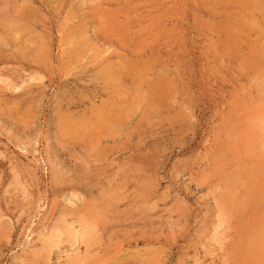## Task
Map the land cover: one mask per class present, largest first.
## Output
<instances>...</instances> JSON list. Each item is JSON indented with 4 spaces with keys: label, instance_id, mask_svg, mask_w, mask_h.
Wrapping results in <instances>:
<instances>
[{
    "label": "rangeland",
    "instance_id": "rangeland-1",
    "mask_svg": "<svg viewBox=\"0 0 264 264\" xmlns=\"http://www.w3.org/2000/svg\"><path fill=\"white\" fill-rule=\"evenodd\" d=\"M0 27V264H264V0H0ZM110 198L67 243L61 210Z\"/></svg>",
    "mask_w": 264,
    "mask_h": 264
},
{
    "label": "bare ground",
    "instance_id": "bare-ground-1",
    "mask_svg": "<svg viewBox=\"0 0 264 264\" xmlns=\"http://www.w3.org/2000/svg\"><path fill=\"white\" fill-rule=\"evenodd\" d=\"M255 4V3H254ZM25 5V4H24ZM27 5V4H26ZM29 5V4H28ZM27 5V6H28ZM146 8V7H145ZM29 9H30V6H29ZM245 9V8H244ZM263 10V9H262ZM4 11V10H3ZM206 12H208V11H206ZM31 13V12H30ZM32 14V13H31ZM30 14V15H31ZM257 14V13H256ZM35 14H33V16H34ZM213 16V15H212ZM254 17V16H253ZM26 18H27V15H26ZM24 20H25V18H23ZM29 20H30V18H29ZM28 20V21H29ZM26 21V20H25ZM28 23V22H27ZM33 23V22H32ZM37 23V22H36ZM9 24V23H8ZM35 26V25H34ZM9 27V26H8ZM15 27V26H14ZM1 28V27H0ZM151 29V28H150ZM4 31V30H3ZM2 32V31H1ZM24 33V32H23ZM4 34V33H3ZM30 34V33H29ZM1 35H2V33H1ZM93 35V34H92ZM139 35H141V34H139ZM13 38V37H12ZM11 38V39H12ZM37 38V37H36ZM41 38V37H40ZM47 40V39H46ZM25 41V40H24ZM44 41V40H43ZM116 41V40H115ZM48 42V41H47ZM20 43V42H19ZM45 43V42H44ZM24 45V44H23ZM116 46V45H115ZM76 47V46H75ZM120 47V46H119ZM124 48V47H123ZM127 48V47H126ZM26 50H27V48H25ZM116 49V48H115ZM83 50V49H82ZM118 50V49H117ZM15 53V52H14ZM116 55V54H115ZM140 55V54H139ZM2 56V55H1ZM12 59V58H11ZM139 62V61H138ZM20 64V63H19ZM91 65V64H90ZM36 66V65H35ZM4 68V67H3ZM96 69V68H95ZM107 69V68H106ZM27 73V72H26ZM158 74V73H157ZM2 75V74H1ZM37 76V75H36ZM34 77V76H29L30 77V79L31 80H38L39 78L38 77ZM107 77V76H106ZM42 78V77H41ZM108 78V77H107ZM111 79H113V78H111ZM109 81V80H108ZM19 82V81H18ZM12 83V82H11ZM10 84V83H9ZM12 86V85H11ZM14 86V85H13ZM21 87V86H20ZM118 87V86H117ZM138 87V86H137ZM12 88V87H11ZM20 89V88H19ZM116 91V90H115ZM109 92V91H108ZM104 93V92H103ZM117 93V92H116ZM3 94H4V92H3ZM104 95V94H103ZM118 95V94H117ZM102 97H104V96H102ZM114 97V96H113ZM138 97V96H137ZM140 99V98H139ZM27 100V99H26ZM115 100V99H114ZM136 100V99H135ZM144 100V99H143ZM119 101V100H118ZM80 102V101H79ZM81 103V102H80ZM113 103V102H112ZM71 104V103H70ZM135 104V103H134ZM73 105V104H72ZM115 105L113 104V105H110V106H108V109H106V112L104 111V110H102V114H99V115H93L92 113H91V115H90V119L88 118L87 119V124H89V125H91L92 127H94L95 125L96 126H98V128L102 131V132H106V129H108V130H110L111 128V126H115V125H117L118 124V126L119 125H121V122H119V121H121L123 118H124V114L125 113H123V112H120V110H119V108L118 109H116L115 111H112L113 110V107H114ZM137 107H138V105H137ZM68 109V108H67ZM74 109V108H73ZM100 109V108H99ZM128 111H129V109H128ZM133 111V110H132ZM127 112V111H126ZM11 114V113H10ZM71 115H72V117H73V115L74 114H72L71 113ZM158 115V114H157ZM125 116H126V114H125ZM6 117V116H5ZM70 117V116H69ZM68 117V115H66V118H61L62 119V121H61V126L62 125H64L65 127L67 126H69L70 127V124H72V125H74V124H76L77 125V123H85V119H86V116H80V117H78V118H76L75 120L74 119H72V118H69ZM69 118V119H68ZM127 118V117H126ZM127 120V119H126ZM86 124V125H87ZM93 124V125H92ZM123 125V124H122ZM16 127V126H15ZM22 128V127H21ZM60 133V132H59ZM108 133V132H107ZM111 134V133H110ZM109 134V135H110ZM68 135V134H67ZM94 135V134H93ZM105 135L106 134H104V137H105ZM255 135V134H254ZM25 136V135H24ZM80 136H86V135H80ZM127 136V135H126ZM100 137V136H99ZM103 137V136H102ZM124 137V136H123ZM251 137V136H250ZM67 138V137H66ZM99 139V138H98ZM255 140V139H254ZM70 141V140H69ZM102 141V140H101ZM94 142H98V141H94ZM67 143H70V142H67ZM71 144V143H70ZM73 144V143H72ZM17 145V144H16ZM76 145H77V143H76ZM72 146V145H71ZM73 146H74V144H73ZM78 146V145H77ZM49 147V146H48ZM67 147H70V146H68L67 145ZM76 147V146H75ZM86 148V147H85ZM69 149V148H68ZM75 149V148H74ZM64 150V149H63ZM78 150V149H77ZM60 151H62V150H60ZM67 151H69V150H67ZM75 151V150H74ZM73 151V152H74ZM70 152V151H69ZM81 152V151H80ZM95 153V152H94ZM68 154V153H67ZM89 154V153H88ZM63 155V154H62ZM76 155V154H75ZM3 156V155H2ZM78 156V155H77ZM82 156V155H81ZM66 157V156H65ZM78 158V157H77ZM81 158V157H80ZM1 159V158H0ZM9 159V158H8ZM77 161V160H76ZM72 162V161H71ZM44 163V162H43ZM9 164V163H8ZM3 165V164H2ZM14 167V166H13ZM85 167V166H84ZM15 168V167H14ZM64 168V167H63ZM76 168H78L77 166H76ZM80 168V167H79ZM78 168V169H79ZM15 170V169H14ZM16 170H19V169H16ZM55 171H56V169H55ZM80 171V170H79ZM83 171V170H82ZM14 172V171H13ZM18 173V172H17ZM21 173V172H20ZM27 175V174H26ZM25 175V176H26ZM61 175H62V173H61ZM60 175V176H61ZM76 175H78V174H76ZM74 176V175H73ZM88 177V176H87ZM25 179V178H24ZM56 179V178H55ZM64 179V178H63ZM73 179V178H72ZM71 179V180H72ZM144 181V180H143ZM60 182V181H59ZM88 182H89V180H88ZM98 182V181H97ZM77 184V183H76ZM101 184V183H100ZM132 186V185H131ZM257 186V185H256ZM66 187V186H65ZM68 187V186H67ZM70 187V186H69ZM74 187H75V185H74ZM14 189V188H13ZM22 189L23 190H25L24 189V186L22 185ZM257 190V189H256ZM88 192V191H87ZM257 193H260L261 194V192H258V190L256 191ZM91 193V192H90ZM96 194V193H95ZM148 194V193H147ZM77 195V194H76ZM106 195V194H105ZM146 196V195H145ZM262 196V195H261ZM104 197V196H103ZM115 197V196H114ZM70 198V197H69ZM259 198H260V196H259ZM79 199V198H78ZM144 199V198H143ZM92 201V200H91ZM104 201V202H103ZM99 205H95L94 207H92L91 209H89V210H87V209H84V208H82V206H79V207H77L75 210H73V211H70V210H68V209H63V210H61V212H60V217L58 218V220L59 221H61V222H64V223H66V220H67V217H69V216H71L72 218H73V222L74 223H77V225H78V227H79V229H81V233H80V235H77L76 234V232L75 231H73L72 229H70V228H68V226H66V224H64V226L67 228V231H65L64 233L66 234L65 235V238H67V243H69L71 246H73V245H75V243H77L78 242V245L80 244V245H83L84 246V248H85V252H86V254H90L89 252H90V250H91V248L94 246V245H96V243H98L97 242V240L98 239H96L97 237H99V234H98V230L101 228L100 227V225H102V224H100V221H99V219H100V217H103V214L106 212V207H107V205L108 204H112V202H113V199L112 198H110V199H108L107 201L106 200H103ZM148 201V200H147ZM45 202V201H44ZM93 202V201H92ZM95 202V201H94ZM145 202V201H144ZM256 204V203H255ZM67 205V204H66ZM71 206V205H70ZM87 207V206H86ZM108 208V207H107ZM254 208L256 209V207L254 206ZM96 209H98V210H96ZM29 214V213H28ZM107 214V213H106ZM105 214V215H106ZM0 215H1V213H0ZM125 215V214H124ZM108 219V218H107ZM3 222V221H2ZM112 222H113V220H112ZM111 222V223H112ZM119 223V222H118ZM1 224V223H0ZM119 224H121V223H119ZM105 225H107V223L105 224ZM110 226V225H109ZM108 226V227H109ZM58 229L59 228H53V230H51L50 231V233H49V236L48 237H46L45 238V236H47V235H45V236H42V237H40L39 238V240H41V242H44L46 245L44 246V249L46 250V252L49 254L50 252H51V248L53 247V246H56V243L58 242V240H55V239H51V238H55V237H57V236H59L60 234H58V235H56V233H54V231L56 230V231H58ZM104 230H105V227H104ZM55 231V232H56ZM99 233H100V231H99ZM102 234V233H101ZM100 234V235H101ZM262 234V233H261ZM62 235V234H61ZM40 236V235H39ZM263 237H264V235H262ZM38 237V236H37ZM60 237V236H59ZM102 237V236H101ZM115 237V236H114ZM46 239V240H45ZM47 239H50L51 241L50 242H48L47 241ZM31 240V239H30ZM32 241V240H31ZM30 241V242H31ZM65 241V242H66ZM259 241V240H258ZM64 243V242H63ZM259 243H260V241H259ZM258 243V244H259ZM261 245V244H260ZM263 245V244H262ZM262 245H261V247H262ZM98 246V245H97ZM258 246V245H257ZM261 247L259 248L260 249V251H261ZM57 248V247H56ZM94 248V247H93ZM257 248V247H256ZM263 248V247H262ZM53 249V248H52ZM258 249V250H259ZM44 250V251H45ZM66 251V250H65ZM257 251V250H256ZM256 251L254 252V253H256ZM67 252V251H66ZM63 253V252H62ZM68 253V252H67ZM127 253V252H126ZM125 253V254H126ZM257 253H259L260 254V256H262L261 255V253H263L264 254V252H259V251H257ZM242 254V253H241ZM42 255V254H41ZM257 255V254H256ZM48 257V256H47ZM91 257V256H90ZM258 257V256H257ZM256 257V258H257ZM69 258H72V257H69ZM106 258V257H105ZM124 258V257H123ZM85 260V259H83L82 257H79V256H77V255H73V259L71 260V261H73L74 262V264H76L77 262H78V260L80 261V260ZM100 259V258H99ZM263 259H264V256H263ZM90 260H91V258H90ZM103 260H111V262H109V264H118L119 262H120V260H118L117 258H116V260H114V259H110V258H107V259H103ZM73 262H71V263H73ZM83 262V261H82ZM88 262V261H87ZM79 263H81V262H78V264ZM84 263V262H83ZM86 263V262H85ZM88 264V263H87ZM233 264V263H232Z\"/></svg>",
    "mask_w": 264,
    "mask_h": 264
}]
</instances>
